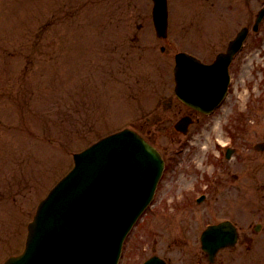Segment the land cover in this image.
<instances>
[{
    "label": "rangeland",
    "instance_id": "374dc122",
    "mask_svg": "<svg viewBox=\"0 0 264 264\" xmlns=\"http://www.w3.org/2000/svg\"><path fill=\"white\" fill-rule=\"evenodd\" d=\"M260 5L169 0L168 37L158 39L150 0H0V201L8 196L0 202V262L23 246L38 198L72 165L71 153L111 131L151 134L167 163L158 197L202 191L212 163L241 168L243 179L244 163L264 165V151L252 147L264 140V21L232 62L230 94L212 115L181 135L172 127L176 107L162 105L173 87L174 53L209 59L210 40L233 35ZM217 140L230 141L235 156L224 159ZM219 177L221 186L211 193H240L241 181L228 189L230 177L224 171ZM256 178L264 193V167ZM256 256L264 264L263 246L253 249Z\"/></svg>",
    "mask_w": 264,
    "mask_h": 264
},
{
    "label": "water",
    "instance_id": "95a60500",
    "mask_svg": "<svg viewBox=\"0 0 264 264\" xmlns=\"http://www.w3.org/2000/svg\"><path fill=\"white\" fill-rule=\"evenodd\" d=\"M153 15L158 34L165 35L164 0H155ZM245 31L215 63L214 68H223V79L216 84L221 89L227 82L226 66ZM176 61L181 86L182 81L189 86L185 91L203 89L186 96L190 104H205L211 85H204L201 76L212 80L211 70L203 71L205 66L185 54H177ZM75 159V169L39 205L29 224L25 253L6 264H115L124 234L150 199L160 159L149 144L126 129L98 141ZM216 228L211 226L202 234V246L210 256L229 239Z\"/></svg>",
    "mask_w": 264,
    "mask_h": 264
},
{
    "label": "flooded vegetation",
    "instance_id": "af4514ba",
    "mask_svg": "<svg viewBox=\"0 0 264 264\" xmlns=\"http://www.w3.org/2000/svg\"><path fill=\"white\" fill-rule=\"evenodd\" d=\"M185 226L187 227V229H194L196 223L195 221L188 220L185 223ZM242 241L245 244L244 252H246L247 242H248V238L246 234L242 235ZM182 242L183 244L177 246L179 251V256L171 255L173 253V249L171 248V245H167L165 248L161 249L160 251L161 257H163L168 264H182L181 259L183 258V256H186V259H188V261H192L190 264H203V258L200 256V253L199 255H197L195 251H190L189 249L190 242L187 240ZM152 250L155 251L154 245H152ZM218 264H225V260H223L222 262H218Z\"/></svg>",
    "mask_w": 264,
    "mask_h": 264
}]
</instances>
